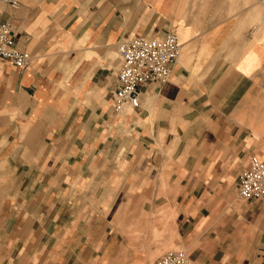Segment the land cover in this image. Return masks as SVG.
<instances>
[{
  "label": "crops",
  "instance_id": "1",
  "mask_svg": "<svg viewBox=\"0 0 264 264\" xmlns=\"http://www.w3.org/2000/svg\"><path fill=\"white\" fill-rule=\"evenodd\" d=\"M0 22L31 57L0 59V264H149L172 245L264 264V200L237 195L264 155V0H0ZM171 32L168 83L116 114L118 44Z\"/></svg>",
  "mask_w": 264,
  "mask_h": 264
},
{
  "label": "built area",
  "instance_id": "2",
  "mask_svg": "<svg viewBox=\"0 0 264 264\" xmlns=\"http://www.w3.org/2000/svg\"><path fill=\"white\" fill-rule=\"evenodd\" d=\"M12 5L17 6L13 1ZM120 67L117 88L113 93V110L121 114L128 107H140V87L145 84L164 86L168 83L173 65L181 53L177 35L166 37H135L121 41L117 46ZM0 59L26 69L31 62L30 54L15 46V37L10 24L0 22ZM238 197L243 201L264 200V155L252 156L241 172L237 184ZM149 264H192L183 249H173Z\"/></svg>",
  "mask_w": 264,
  "mask_h": 264
},
{
  "label": "rangeland",
  "instance_id": "3",
  "mask_svg": "<svg viewBox=\"0 0 264 264\" xmlns=\"http://www.w3.org/2000/svg\"><path fill=\"white\" fill-rule=\"evenodd\" d=\"M173 249H183V250L187 251V249L184 248L183 246H175V245H172L170 247L165 248L164 252L158 254L157 257L153 258L149 263H152L154 260H156L158 257H160L161 255H163L164 253H166L169 250H173Z\"/></svg>",
  "mask_w": 264,
  "mask_h": 264
}]
</instances>
